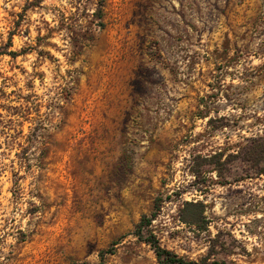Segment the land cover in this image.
Returning <instances> with one entry per match:
<instances>
[{"label": "rangeland", "instance_id": "1", "mask_svg": "<svg viewBox=\"0 0 264 264\" xmlns=\"http://www.w3.org/2000/svg\"><path fill=\"white\" fill-rule=\"evenodd\" d=\"M144 215L264 264V0H0V264H162Z\"/></svg>", "mask_w": 264, "mask_h": 264}, {"label": "trees", "instance_id": "2", "mask_svg": "<svg viewBox=\"0 0 264 264\" xmlns=\"http://www.w3.org/2000/svg\"><path fill=\"white\" fill-rule=\"evenodd\" d=\"M187 206H191L194 209L191 211L190 217L187 218L189 222H197V220L201 217H204V204L201 202H187ZM151 223V218L148 217L147 215H144L139 223L136 225V229L134 233L139 237V238H145V241L150 243L155 252L156 255L159 259V261L162 264H226L224 261H219V260H213V261H208V260H187L173 251L163 247L158 240H156L155 236L150 233L149 236H145V234L149 231L148 226ZM79 264H87V263H79Z\"/></svg>", "mask_w": 264, "mask_h": 264}]
</instances>
